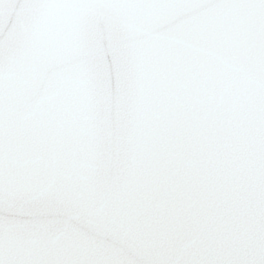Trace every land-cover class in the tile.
Returning <instances> with one entry per match:
<instances>
[{
  "label": "water",
  "instance_id": "1",
  "mask_svg": "<svg viewBox=\"0 0 264 264\" xmlns=\"http://www.w3.org/2000/svg\"><path fill=\"white\" fill-rule=\"evenodd\" d=\"M0 264H264V0H0Z\"/></svg>",
  "mask_w": 264,
  "mask_h": 264
}]
</instances>
